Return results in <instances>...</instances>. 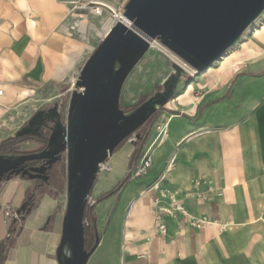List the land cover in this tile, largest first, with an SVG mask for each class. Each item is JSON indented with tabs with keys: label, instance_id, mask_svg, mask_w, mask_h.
Instances as JSON below:
<instances>
[{
	"label": "crops",
	"instance_id": "obj_1",
	"mask_svg": "<svg viewBox=\"0 0 264 264\" xmlns=\"http://www.w3.org/2000/svg\"><path fill=\"white\" fill-rule=\"evenodd\" d=\"M6 1L0 0V134L19 128L37 111L31 113L32 97L40 87L73 74L80 63L79 52L70 51L69 60L57 55L56 49L64 44L61 5L53 0H14L7 12ZM26 13L31 16L30 30L22 19ZM6 16L21 19L18 32ZM180 97L165 105L166 121L156 127L158 143L165 140L161 169H154L153 153L148 175L130 178L143 185L126 191L123 186L103 199L139 162L131 163L135 147L115 150L107 161L109 168L98 173L90 193L96 227L104 230L109 219L126 210L131 231L121 249L122 264H264V57L244 62L219 93L198 91L178 110ZM6 139L0 136V144ZM23 145L36 149L35 143L26 142L17 146L21 152L27 151L20 148ZM62 180L40 190H33L31 181L21 176L0 183V211L9 206L16 212L33 197L28 213L9 226L1 225L0 264H57L67 198ZM194 180L203 182L200 192L212 187L206 201L188 195ZM155 183L177 191L191 216L215 224L195 229L181 216L160 214L156 203L166 200L150 188ZM158 224L165 228L163 235ZM218 224L228 228L221 230Z\"/></svg>",
	"mask_w": 264,
	"mask_h": 264
},
{
	"label": "water",
	"instance_id": "obj_2",
	"mask_svg": "<svg viewBox=\"0 0 264 264\" xmlns=\"http://www.w3.org/2000/svg\"><path fill=\"white\" fill-rule=\"evenodd\" d=\"M264 12V0H129L124 18L105 35L80 70L69 99L65 124L56 123L46 148L38 153L0 155V183L13 176L32 179L19 166L29 161L66 163L67 198L57 264H87L99 244L85 249L84 214L99 167L125 140L173 97L188 72L172 63L173 72L155 92L130 112L119 105L122 86L154 41H158L196 74L205 72L233 47ZM37 112L14 138L31 134ZM37 174L41 169H32ZM25 202L16 215L28 213ZM17 220V219H16Z\"/></svg>",
	"mask_w": 264,
	"mask_h": 264
},
{
	"label": "rangeland",
	"instance_id": "obj_3",
	"mask_svg": "<svg viewBox=\"0 0 264 264\" xmlns=\"http://www.w3.org/2000/svg\"><path fill=\"white\" fill-rule=\"evenodd\" d=\"M53 2L55 5H61L63 11L65 12L64 6L67 8V5L64 4L63 1L53 0ZM5 3L6 4H4L3 7L7 12H9L10 7L13 6L12 4H15L14 0H8ZM64 12L63 16L60 18L61 21L59 25L64 29V44L60 48L56 49L57 55L63 60H69L68 57L71 56L70 51L79 52L76 54V56H80V63L74 66L75 71L73 74H69L68 76L57 81L46 83L39 88L37 93H35V95L32 97L34 101L31 113L35 112L39 108H47L53 104H57L60 112L62 113V122L65 124L67 120L70 95L74 90L79 91V89L76 87V81L78 80L80 70L92 55L90 54L91 48H97L103 35H100L99 32L92 31L91 40L88 43H85L83 38L74 36L68 31L66 14ZM108 16L109 14L104 12L102 17H89L88 23L92 21L96 25V28H100ZM0 19L3 18L1 17ZM6 19L11 20L13 26L12 30L14 29L15 33L18 32V19H21L19 17L11 18L9 16H6ZM22 19L27 30H30L32 24L31 16L27 15L26 13L25 16H22ZM262 27L264 28V12L248 27V29L242 34L239 41L224 53L222 57L231 59L230 63L227 65L224 66L219 64L220 60H218L210 66L211 71H209L204 76H200V74H194L191 72V70L184 68L188 72V75H184L181 78L179 84L174 90V95L171 100L176 99L183 94L185 95L181 96L176 101L175 108L178 110L182 109V104L189 100L190 97L195 95V93L198 91L199 93H202L204 91L210 90L211 92L219 93L226 87L231 75L234 74L244 62H252L264 57V30L262 32L260 31V33L256 36L254 35L255 33L259 32L260 28ZM47 28L48 24L46 23L45 19L43 29L47 30ZM89 32L90 29L88 28L87 33ZM71 45H79V48H74ZM173 57L174 54L162 46L158 41L151 43L147 52L127 76L122 86L119 105L124 112L131 111L146 101L155 92L162 89V82L166 80L173 72ZM237 62L241 64L233 67V65ZM72 78H74L73 82ZM189 85H193V87L186 91V88ZM30 98L31 97H28L27 99ZM167 110L168 109L165 106L164 111ZM164 111L154 115L150 121L146 123V125L139 129L137 134L141 137V140H138L135 136H132L115 149L118 150L122 148V146H125L126 148L130 145H133L135 148L133 158L131 159L132 165L141 158L144 151L147 150V148L152 144V150H155L154 158L156 159V165L154 169L162 168L161 163L163 158L162 155L160 156V150L164 147L165 140L158 143L157 139L160 135V131L156 127H162L166 121V115L163 113ZM16 129L18 128H6L1 131L0 136L2 138L12 137L15 134L13 132ZM165 137H168V130ZM20 148L27 151L33 150V147L28 145H23ZM107 168H109V166H107ZM58 178L63 179V184L61 183V186H63L67 179L65 161H61L54 170L53 183L55 185L59 184ZM130 178L131 173L129 174V180L122 188L123 191H126L128 186L133 187V185H143V182L141 181L132 183ZM55 188H57V186ZM88 204L89 206H92L93 201H90ZM1 228L2 226L0 224V229ZM129 231H131V224L126 218L125 209L122 210V215L119 218H115L113 221H110L109 219L104 230H102L101 227H97L99 244L90 256L87 264H122L124 258L121 255V249L123 247V243H126L125 239L129 238L127 237V235H129ZM92 232L93 230L90 229V233ZM95 239V234H86L85 249L90 250L95 243Z\"/></svg>",
	"mask_w": 264,
	"mask_h": 264
},
{
	"label": "built area",
	"instance_id": "obj_4",
	"mask_svg": "<svg viewBox=\"0 0 264 264\" xmlns=\"http://www.w3.org/2000/svg\"><path fill=\"white\" fill-rule=\"evenodd\" d=\"M67 5L66 12V23L68 25V31L77 37H82L87 33L89 26V17H102L104 12L109 14L108 19L112 22L108 28L106 34L111 30V28L117 23L122 22L124 18V9L129 0H61ZM103 35L102 39L105 37ZM95 51V48H91L90 54ZM1 94V92H0ZM17 131L14 130L13 133ZM153 153L154 150L149 147L140 158L139 162L131 170V179L143 178L148 175L153 164ZM110 157H108L109 159ZM108 159L100 165L99 172L107 169ZM201 180H194L191 183V190L188 195H193L199 202H204L207 200V195L210 194L213 189L208 186L205 192H200V187L202 185ZM150 188L159 191L160 199L166 200L165 204H159L157 210L160 214L164 216H181L182 220L192 226L195 229H201L206 225H214L215 223H210L204 219L200 220L191 216L186 209L182 206L180 200L178 199V192L169 190L167 188H157V183L153 184ZM90 201V198H89ZM159 201V200H158ZM16 212L9 206H5L0 211V224L9 226L13 219H17ZM218 228L224 230L228 228L227 225H219ZM158 233L163 235L165 228L162 224H158Z\"/></svg>",
	"mask_w": 264,
	"mask_h": 264
},
{
	"label": "flooded vegetation",
	"instance_id": "obj_5",
	"mask_svg": "<svg viewBox=\"0 0 264 264\" xmlns=\"http://www.w3.org/2000/svg\"><path fill=\"white\" fill-rule=\"evenodd\" d=\"M160 91H162V89ZM160 91H157V92H160ZM37 112H42V114L36 120L35 125L32 128H30V130L32 131L31 134L23 135L17 138H14L13 137L14 135L11 137L14 140L19 141L17 146L22 143L33 142L36 144V149L32 151L21 152L17 149V146H16V149H14V153H12V155L38 153V152L43 151L47 146L49 137L52 131L54 130L56 123L60 122L64 124L62 122V113L60 112L57 104H53L52 106H49L47 108H39L34 114H32L30 118H32ZM154 114L139 129H141L144 125H146V123L150 121V119L154 116ZM29 119L23 125H21L17 129V131L25 127ZM139 129L137 130V132L139 131ZM137 139L141 140V137L138 136ZM4 154L10 155V154L4 153L0 149V155H4ZM59 163L60 162L54 163L51 166H49L45 160H37V161L26 162L23 165L19 166V168H22V170L24 171H28L29 174L32 176L39 175L38 177H34L32 179H28L27 177H24V178L31 181L33 190H40L45 187H49L53 183V173ZM38 168L41 169L42 173L37 174L33 171H30L32 169H38ZM32 202H33V199L30 198L29 204H31Z\"/></svg>",
	"mask_w": 264,
	"mask_h": 264
},
{
	"label": "trees",
	"instance_id": "obj_6",
	"mask_svg": "<svg viewBox=\"0 0 264 264\" xmlns=\"http://www.w3.org/2000/svg\"><path fill=\"white\" fill-rule=\"evenodd\" d=\"M164 111V107L160 108L154 115L160 113ZM127 141V140H125ZM125 141H123L122 143H124ZM19 143L18 140H14L13 138H8L6 140H4L1 144H0V149L7 154H12L14 153V149H16L17 144ZM133 158V156H132ZM129 180V175L126 176L120 183H118L109 193H107L106 195H104L102 197L106 198L110 195H112L113 193H115L116 191H118L120 188H122L125 183H127V181ZM91 193V192H90ZM31 199H33V197H31ZM90 229L93 230L92 233H90ZM97 233V227H96V217L93 211V206H89V204L86 206V210H85V214H84V238L86 237V234H96Z\"/></svg>",
	"mask_w": 264,
	"mask_h": 264
},
{
	"label": "bare ground",
	"instance_id": "obj_7",
	"mask_svg": "<svg viewBox=\"0 0 264 264\" xmlns=\"http://www.w3.org/2000/svg\"><path fill=\"white\" fill-rule=\"evenodd\" d=\"M111 21L107 18L103 23H102V25H101V27L100 28H96V25L94 24V22H90L89 23V26H88V28L90 29V32L89 33H86V34H84L81 38H83V40H84V42L85 43H88L90 40H91V37H92V31H94V32H99L100 33V35H104V34H106V32L108 31V28H109V26L111 25ZM122 23H124L125 25H127V26H129V23L125 20V19H123L122 20ZM264 30V28L262 27V28H260V30H259V32H257V33H255L254 35L256 36L257 34H259L260 33V31H263ZM155 42V41H154ZM173 60H174V62L176 63V64H178V65H180L181 67H183V68H185V69H188V70H191L188 66H186L178 57H176L175 55H174V57H173ZM220 61V63L219 64H221V65H227L228 63H230V61H231V59L230 58H225V57H222L221 59H219ZM218 63V62H217ZM239 64H241V63H239V62H237L236 64H234L233 66H238ZM208 70H210V69H208ZM191 72H193L194 74H196L193 70H191ZM202 74V73H201ZM74 81V78H72V82Z\"/></svg>",
	"mask_w": 264,
	"mask_h": 264
}]
</instances>
